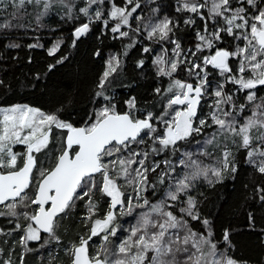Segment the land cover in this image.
Wrapping results in <instances>:
<instances>
[{
    "label": "snow or ice",
    "instance_id": "6c2138e0",
    "mask_svg": "<svg viewBox=\"0 0 264 264\" xmlns=\"http://www.w3.org/2000/svg\"><path fill=\"white\" fill-rule=\"evenodd\" d=\"M177 3V12L195 14L203 22L202 29L196 32L195 52L185 53L180 41L172 39L178 24L171 18L165 16L155 21L150 18L143 23L149 40L174 45L171 57L165 49L153 60L157 76L172 78L184 64L189 65V75H195L194 83L171 79L167 89H155L157 94L167 93V104L160 116L151 111L143 118L136 116L135 97L124 101L128 111L118 112L111 103L106 89L122 66L118 55L105 61L95 93L107 103L95 109L94 119L84 126L76 127L62 120L59 110L46 113L28 104L0 106V218L14 224L7 235L23 233L18 241L11 242L13 248L19 246L23 251L14 260L11 251L0 247V253L7 252L8 257L0 260V264H25L26 254L34 251L29 247L30 242H40L41 249L53 242L60 243L58 220L78 200L85 202L83 221L89 227V234L79 237L78 243L66 249L71 264H239L226 250H219L210 222L206 218L201 221L198 200L190 191L201 178L214 185L237 171L232 146L246 150L247 162L264 174V97L255 103L259 86H264V7L261 6L264 0H177ZM0 5H4L5 12L8 8L15 9L8 16L0 15V30L23 27L15 21L21 19V13L30 5L41 7L36 17L38 23L57 5L62 6L68 19H78L75 0H0ZM139 9L141 0H84L78 12L86 22L74 28L73 46L98 21L104 29L110 28L114 37L126 38L133 31L139 33L143 18L134 16ZM133 19L137 21L135 29L130 23ZM184 24L197 25V20L189 16ZM125 27L129 30L124 31ZM225 35L243 44L237 43L234 50L218 46L216 42ZM62 43L61 40L53 43L48 55H55ZM8 47L21 45L11 43ZM28 47L43 45L37 41ZM205 48L213 49L214 54L204 56L202 64L197 63V53ZM143 51L147 53L151 49L145 47ZM96 55H100L99 50ZM189 56L194 59H188ZM230 58L238 61L235 68L230 66ZM65 59L61 57L56 63L61 64ZM143 64L141 60L137 67ZM209 65L224 77L225 82L215 88L211 87L206 68ZM54 67L49 65V70ZM225 83H232L238 86V91L246 93L245 100L253 104L251 115L241 117L247 104H237ZM205 97L211 103L208 114L201 118L202 102L208 103ZM157 121L164 126L162 132ZM213 126L216 131L196 143L198 152L179 151L182 147L179 142L191 144ZM54 130L67 132L60 154L53 167L40 168L35 192L29 195L40 165L38 154L48 149ZM144 137L152 142L150 150H135L136 145L145 144ZM15 146H23V153L15 151ZM208 146L217 149L219 156H213ZM169 149L174 157L178 154V165L172 159H154L149 163L150 154L167 155ZM200 157L212 158L213 163L205 164ZM178 167L185 170L182 175ZM153 176H156L154 181ZM149 189L154 196L159 189L162 198L152 202L146 195ZM97 191L108 204L102 216L95 198ZM260 200L264 202V195ZM177 204H182L179 214ZM124 216H135V223L127 229L120 224ZM190 220L201 222L205 232L194 230ZM249 220L254 225L251 213ZM122 232L125 234L121 239ZM4 234V228L0 227V235ZM229 235L225 230V242H229ZM94 238L100 243L95 253L90 254ZM8 243L0 241V244Z\"/></svg>",
    "mask_w": 264,
    "mask_h": 264
},
{
    "label": "trees",
    "instance_id": "16d2710c",
    "mask_svg": "<svg viewBox=\"0 0 264 264\" xmlns=\"http://www.w3.org/2000/svg\"><path fill=\"white\" fill-rule=\"evenodd\" d=\"M75 5L82 7L84 2L77 1ZM177 6V0H141V9L134 13V16L143 18L141 33L133 31L126 38L114 37L110 28L104 29L102 22L98 21L91 25L90 32L82 36L75 46L72 43L74 28L80 23L86 22V18L80 16L78 7L74 9L78 17L75 21L68 19L62 6L57 5L38 23L36 17L41 7L27 6L25 12L21 13V19L15 21L23 27L0 30V81H2L0 84V106L28 104L38 107L46 113H56L59 110L58 114L62 120L70 122L76 127L84 126L89 120L94 119V110L107 103L102 97H96L95 93L105 68V61L112 55H118L122 66L106 89V95L112 98L111 103L117 106L118 112H124L128 111L124 101L135 97L137 101L136 116L143 118L149 111L160 116L167 104L165 99L167 93L162 91L161 94H157L155 89H167L173 78L157 76L153 60L162 53V50L166 49L170 53L171 43L149 40L143 30V23H147L150 18L155 21L167 16L178 24V27L174 29L172 39L179 40L183 50L187 46L195 48L196 32L202 29L203 22L195 14L177 12ZM3 8L4 5H0V15L2 16H8L15 11V9L8 8L5 12ZM153 9L156 11L153 12ZM204 11L206 12L207 9ZM189 16L197 20V25L184 24V20ZM130 23L135 29L137 21L133 19ZM123 30L128 31L129 29L124 28ZM210 30H212L211 23ZM57 40L63 42L60 49L55 55H48V49ZM37 41L43 47L31 49L28 47L29 44ZM11 43H19L21 47L10 48L8 45ZM216 43L220 47L233 50L239 41L236 42L232 37L225 35L222 41ZM129 44H132V47H127ZM145 47L150 48L151 51L145 53L143 51ZM98 50L100 55L97 56ZM213 51V49H208L205 53L203 51L197 53L199 56L197 61L201 62L203 53L210 55ZM61 57L67 59L63 63L57 64L56 61ZM141 60L144 61L143 66L137 67ZM236 62L237 60L230 58V66L233 68L236 67ZM49 65H55V67L49 70ZM188 67L187 64L182 65L173 77L194 83L195 75H189ZM206 68L212 81V88H215L214 85H217V82H225L218 70L213 69L210 65ZM225 88L230 93H234V84L225 83ZM262 97H264V86H259L257 98ZM240 99L244 102L245 96L240 95ZM257 103H260V100ZM252 108L253 106L247 107L241 113V117L251 115ZM204 111V102H202L201 117L204 115ZM158 130L162 131V128L160 127ZM213 132L215 131L210 127L191 144L187 141L179 142V145H182L179 151L181 153L184 151L198 152L196 143L202 142ZM66 133L62 130L60 136H53L48 149L42 154H38L40 165L36 169V178L33 179L29 195L35 192L40 168H51L55 164ZM144 139L146 148L152 142L147 137ZM207 150L213 153V156H219V151L212 146H208ZM232 150L235 153L237 171L229 173L222 183L214 185H209L201 178L190 191V195L198 200L201 221L206 218L210 222L213 239L217 242L220 251L226 250L227 254L236 259L239 264H264V202L260 200V196L264 195V192L259 191V189H264V174H260L255 167L247 162L246 150L238 149L235 146H232ZM163 158L178 161V154L174 157L169 149L167 155L153 153L149 156L150 161ZM200 159L205 164L213 163L212 158L200 157ZM184 171L183 168L178 167L179 174L182 175ZM155 179L156 176H153L152 180ZM121 182L123 183V181ZM164 187L167 188V185ZM146 195L152 202H155L162 198L163 193L158 189L154 196L149 189ZM95 198L100 204L99 214L102 216L108 207L107 200L101 197L98 191ZM181 206L182 204L176 205L177 214H179ZM85 212V202L78 200L76 206L58 220L57 234L60 236V243L53 242L41 249L40 242H30L29 247L34 251L26 254L25 264H49V261L51 264H70L71 257L65 249L75 243L79 236L89 234V227L83 221ZM249 213L252 214L254 225L249 220ZM120 221L123 224L125 222L121 218ZM128 222L135 223V219L132 218ZM190 224L194 230L205 232L201 222L190 220ZM0 227L5 230V234L0 235V241H9L8 244H0V247L11 251L13 259L16 260L22 248L19 246L13 248L11 242L18 241L23 233L16 232L12 236L7 235V230L14 227V224H8L6 218H0ZM225 230L229 231V242H225L223 239ZM45 238L47 237L45 236ZM90 254H92L91 247ZM7 258V252L0 253V260Z\"/></svg>",
    "mask_w": 264,
    "mask_h": 264
},
{
    "label": "rangeland",
    "instance_id": "374dc122",
    "mask_svg": "<svg viewBox=\"0 0 264 264\" xmlns=\"http://www.w3.org/2000/svg\"><path fill=\"white\" fill-rule=\"evenodd\" d=\"M80 2V1H83L84 2V0H75V4H76V2ZM201 2H202V0H201ZM264 7V6H263ZM253 10H255V9H253ZM252 10V11H253ZM125 28H127V27H125ZM139 33H141V32H139ZM236 41V40H235ZM236 42H238V41H236ZM239 43L242 45L243 44V42L242 41H239ZM237 45V44H236ZM173 47H174V45L173 44H171V48H170V53H168V55L171 57V55H172V49H173ZM234 49H235V47H234ZM233 49V50H234ZM185 53H187V52H189V51H192V52H195L196 51V49L195 48H191V47H186L184 50H183ZM208 51V48H205V49H203V52L205 53V52H207ZM204 53H203V56H202V59H201V62L203 61V57L204 56H208V55H204ZM211 54H214V51L211 53ZM210 54V55H211ZM184 57H181V59H183ZM188 59H194L193 57H191V56H189L188 57ZM196 62L197 63H199V61H197L196 60ZM200 62V63H201ZM237 64H238V61L236 62ZM202 64V63H201ZM188 65V64H187ZM173 79H178V78H176V77H172ZM191 83V82H190ZM216 84H218V82L216 83ZM214 87H216V85H214ZM232 94V93H231ZM245 92H240V91H238V86H236V85H234V93H233V95H234V98H235V100H236V102H237V104H240V103H245V104H247V107H250V106H253V104H251V103H248L246 100L244 101V102H242L241 101V99H240V95L242 96V95H244L245 96ZM205 100L206 101H208V103H204V107H205V111H204V115L201 117V118H203L204 116H206L207 114H208V104L209 103H211V101H210V99L208 98V97H205ZM258 100H261V98H257V100L255 101V103H257L258 102ZM246 107V108H247ZM170 118V117H169ZM157 126H158V129L161 127L162 128V131H163V124L162 123H159V124H157ZM212 130L213 131H216V129H215V126H213L212 127ZM61 131L62 130H54V135L53 136H57V135H59L60 136V133H61ZM64 131H66V130H64ZM161 131V132H162ZM212 135V134H211ZM210 137V136H209ZM55 138V137H54ZM145 144H146V142H145ZM145 144H142V145H136L135 146V150H140V151H149L150 150V148H151V146H152V143H151V145L150 146H147L146 148H145ZM14 150L15 151H17V152H21V153H23V151H24V148H23V146H15L14 147ZM58 156V155H57ZM165 159H167V158H163L162 160H157V159H155V160H157V161H163V160H165ZM106 160H107V158H106ZM153 161V160H152ZM152 161H150L149 160V163H151ZM173 163H175V164H177L178 165V161L176 160H173ZM21 166H22V164H21ZM122 183V182H121ZM128 191L129 192H131V189L129 188L128 189ZM35 207V206H34ZM86 213V212H85ZM85 213H84V215H85ZM132 218H134L135 219V216H131V217H129V216H124V217H121V220H123V221H125L124 222V224L123 223H121V221H120V224L122 225V228L123 229H127L130 225H132V224H134V222H132V223H130V222H128L129 220H131ZM88 232H89V229H88ZM125 233H123L122 232V235H121V239L123 238V235H124ZM44 236H46V235H44ZM83 236H85V235H83ZM79 237H81V236H79ZM79 237H78V239H77V241L75 242V243H78L79 242ZM86 237V236H85ZM117 243H118V241H116ZM99 243H100V241H99V239H97V238H94L93 239V241L91 242V248H92V254H94L95 253V250H96V248L98 247V245H99ZM69 247H70V245H69ZM68 247V248H69ZM66 250V249H65ZM21 251H23V249L21 250ZM71 264V263H70Z\"/></svg>",
    "mask_w": 264,
    "mask_h": 264
},
{
    "label": "water",
    "instance_id": "95a60500",
    "mask_svg": "<svg viewBox=\"0 0 264 264\" xmlns=\"http://www.w3.org/2000/svg\"><path fill=\"white\" fill-rule=\"evenodd\" d=\"M66 135H67V133H66ZM66 135H65L64 139L66 138ZM55 162H56V161H55ZM53 166H54V165H53ZM53 166H52V167H53ZM42 235H46V234H42Z\"/></svg>",
    "mask_w": 264,
    "mask_h": 264
}]
</instances>
